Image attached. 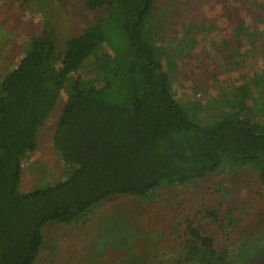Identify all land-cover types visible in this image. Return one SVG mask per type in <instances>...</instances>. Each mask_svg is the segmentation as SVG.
Segmentation results:
<instances>
[{
  "label": "trees",
  "instance_id": "1",
  "mask_svg": "<svg viewBox=\"0 0 264 264\" xmlns=\"http://www.w3.org/2000/svg\"><path fill=\"white\" fill-rule=\"evenodd\" d=\"M238 2L228 12L230 31L239 43L242 37L256 48L264 39V0ZM86 8L118 12L129 43L125 58L114 50L104 55L100 87L78 74L101 46H108L99 22L69 38L63 50L55 28L46 22L41 34L28 41L17 67L3 76L0 264H35L48 225L83 221L112 197L152 200L159 188L183 187L235 167L258 171L264 190V73L253 74L252 81L242 74L230 110L212 123H197L175 98L171 76L148 31L155 0H87ZM64 93L52 142L67 177L21 193L22 163L36 151L38 132ZM207 216L218 219L215 212ZM182 226L180 251L162 264L229 263V251L219 249L198 220L187 219ZM132 262L137 264L136 259L126 264Z\"/></svg>",
  "mask_w": 264,
  "mask_h": 264
},
{
  "label": "rangeland",
  "instance_id": "2",
  "mask_svg": "<svg viewBox=\"0 0 264 264\" xmlns=\"http://www.w3.org/2000/svg\"><path fill=\"white\" fill-rule=\"evenodd\" d=\"M86 1L0 0V85L46 22L55 28L61 50L69 38L99 22L108 46H101L78 74L84 81L95 79L100 87L104 55L114 50L125 58L129 43L118 12L88 11ZM239 6L238 0H155L148 19V31L171 76L174 96L197 123H212L230 110L232 90L240 85L242 74L252 81L253 74L264 73V39L252 48L242 37L239 43L230 31L228 12ZM240 53H247L249 59L238 57ZM66 99L64 93L38 132L36 151L22 163L21 193L67 177L68 169L52 142ZM260 121L264 122L263 115ZM210 212L218 219L208 217ZM187 219L198 220L217 247L229 251L228 264H264V190L258 171L248 167L225 168L183 187L159 188L152 200L112 197L83 221L50 224L35 264H126L135 259L137 264H162L180 251L182 224Z\"/></svg>",
  "mask_w": 264,
  "mask_h": 264
}]
</instances>
